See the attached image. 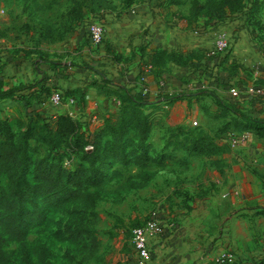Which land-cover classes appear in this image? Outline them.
Wrapping results in <instances>:
<instances>
[{"label": "crops", "instance_id": "obj_1", "mask_svg": "<svg viewBox=\"0 0 264 264\" xmlns=\"http://www.w3.org/2000/svg\"><path fill=\"white\" fill-rule=\"evenodd\" d=\"M138 5L140 6L132 13L114 12L104 15L106 40L101 45H95L90 33H85L84 29L88 27L80 25L77 34L69 42L63 41L64 46H58V42L50 50L51 53H61V48H65L64 51L77 56L76 63L70 60L54 61L57 63L52 64L38 58L34 64H28L23 62L24 55L10 57L8 62L1 63L3 67L0 78L5 87L29 85L45 76L42 84L24 92L32 97V109L54 122L59 115L68 114L69 110L76 113L81 107L82 113L77 115L80 116L78 118L85 129L95 131L105 123L106 117L119 116L122 102L115 90L125 87L132 89L133 93L141 92V72L150 64L153 51L159 48L182 52L189 60L187 67L173 61L155 65L148 75L149 98L157 101L148 109L152 113L154 125L157 117L167 116L165 108L169 111L176 107L178 109L180 105L178 101L172 103L165 100L164 96L168 94L176 91L197 94L201 89H206L225 99L231 95V89H225L226 82H230L232 87H238L236 84L239 82L252 83L264 74V49L260 47L247 20H239V23L236 21L238 14L218 24L220 28H227L232 33L236 31L231 50L211 57L203 46L207 37L203 34L192 35V29L185 19L167 26L163 15L158 14L161 2L149 3L145 0ZM171 41L173 44H168ZM183 41H192L193 47L184 49L180 46L185 44ZM46 62L43 68H37L41 67L39 63ZM86 65L95 70L86 68ZM233 69L237 75L230 80L228 75ZM106 79L110 83L104 82ZM92 80H96L97 85L90 84ZM160 80L166 82L164 87L159 83ZM86 87L87 100L80 107L71 106L67 102L59 107L50 101L51 93L40 94L42 88L66 94L69 90ZM92 95V99L96 98L98 104L90 113L88 105L92 106ZM251 95L248 90H244L238 96L246 109L252 108ZM185 98L190 99L193 109L188 105L184 114L176 118V113H173L171 120L188 122L192 118L189 114H194L195 109L199 110L196 99L211 98L210 103L215 108L203 111L209 118L219 121L221 127L216 136L206 131L204 133L214 138L217 151L212 155L194 156L183 150L184 154L179 155V150L176 151L180 169L189 170L199 160V170L189 174V180L185 179L192 190L191 194L188 192L191 205L173 214L168 213L173 219H167L164 237L154 244L153 255L148 264H216L215 255L225 250L236 251L237 260L241 264H256L263 251L258 249L256 242L264 241V150L261 149L264 138L253 135L246 146L233 149L230 145L231 137L244 131L234 124L225 129V125L236 117L221 114V108L211 96L199 94ZM16 105L19 107V116H25L24 104L17 102ZM6 106L12 111L14 104ZM258 106L262 112L261 117L264 118V107ZM83 116H94V119ZM155 127L151 140L155 136ZM219 135L226 137L220 138ZM169 151L172 148L163 150L164 153ZM172 220L176 223L175 230L170 226ZM246 241L257 247L252 246L254 248L250 251Z\"/></svg>", "mask_w": 264, "mask_h": 264}, {"label": "trees", "instance_id": "obj_2", "mask_svg": "<svg viewBox=\"0 0 264 264\" xmlns=\"http://www.w3.org/2000/svg\"><path fill=\"white\" fill-rule=\"evenodd\" d=\"M144 1L130 4L125 12L132 13L136 6ZM167 1L171 4L170 0ZM260 1L216 0L208 4L201 0H194L188 15H183L181 18L186 20L192 30L211 31L229 17L246 12L247 22L254 28L260 47L264 48V21L257 17ZM73 3L74 6L70 13L74 16L77 27L85 26L87 22L84 12L85 2L75 0ZM172 3L180 4L181 1L172 0ZM116 10L118 11V8L115 12ZM102 12L105 13V8ZM84 30L85 33L89 32L87 28ZM153 53L150 64L141 72L140 85H142L141 79L147 73L146 70L149 75L155 65L173 61L185 67L188 66L189 58L182 52L159 48ZM51 63L56 64L57 62ZM2 67L3 64L0 62V71ZM85 67L95 70L89 65ZM235 75L237 72L233 69L228 78L233 80ZM44 79L45 76L29 85L21 84L6 88L4 81L0 78V101H5V104H0V107L22 102L26 110V115L18 119L19 125L25 127L19 133L14 131L12 119H0V136L3 135V138H0V264H12L10 247L13 244L19 245L25 257H29L31 251L28 236L35 227L45 223L49 205L76 207V219L67 227V233L82 250L95 249L98 246V238L93 224L96 223L98 216V203L102 199V193L106 192L105 187L111 178L125 177L126 172L137 167L141 173L139 177L143 176V185H148L155 178L158 169H165L168 166L166 159L171 158L173 155L171 153L177 150H183L190 156L212 155L217 151L214 138L205 134L202 129L197 133H189L185 138L186 142L166 146L164 150L172 148L170 153L158 150L150 142L155 125L152 113L148 112L149 107L154 106L157 101H151L148 94L133 93L132 89L125 87H120V91L115 90L122 102L119 116L106 117L105 123L95 131L85 129L79 118L69 114H61L53 122L50 118L33 110L32 97L24 94L25 91L42 84ZM104 82L109 81L106 79ZM161 82L163 80L159 83ZM90 84L97 85V81L92 80ZM236 85L240 92L250 87L255 90L264 89V74L252 83L239 82ZM232 88L234 87L230 82L225 83V89ZM57 91L59 90L52 91L42 88L40 94L46 92L52 95ZM87 93L88 88L86 87L69 90L63 94L64 98L75 97L79 99L81 105H84ZM189 93L176 91L164 98L174 103L188 96L199 94L211 96L221 108V114L236 117L231 123L225 125V129L230 124H234L236 128L244 132L249 131L253 135L264 138V118L261 117L262 112L258 106L264 107V95L252 94L250 98L252 108L246 109L242 106L239 97L232 94L228 98L221 99L215 92L206 89H201L197 94ZM36 117L42 121V126H37ZM31 139L47 144L51 151H56L65 141L70 151L83 155L82 160L76 166L69 168L47 160L38 161L34 164V176L30 179L27 176L28 164L24 154L30 148ZM90 146L92 149H89ZM111 166L113 168L116 166L112 172L109 170ZM152 167H157V170H151ZM3 179L7 180V185L3 184ZM40 231L44 232L45 228ZM45 260L44 258L43 261ZM260 263L264 264V259H260ZM132 264H137L135 252Z\"/></svg>", "mask_w": 264, "mask_h": 264}, {"label": "rangeland", "instance_id": "obj_3", "mask_svg": "<svg viewBox=\"0 0 264 264\" xmlns=\"http://www.w3.org/2000/svg\"><path fill=\"white\" fill-rule=\"evenodd\" d=\"M74 1L0 0L1 63L8 62L12 56L18 58L22 55L25 56L23 62H27L28 64H34V62L38 61V58L51 62L71 60L76 63L75 60H78L77 56H72L71 52L64 51L65 48H61V53L54 52V54L50 52L52 47L58 42H60L58 46H64L63 43L69 42V39L78 32L75 18L70 13V10L74 6ZM83 1L85 2V21H88L95 15L114 14L116 8H118L116 12L123 14L130 4L144 0ZM180 1V4H173L172 0L169 1L171 4H168L167 0L160 1L162 3L158 14L163 15L162 17H164L167 26L176 22H183L184 19L181 16L188 15L191 3L194 0ZM201 1L209 4L216 0ZM138 6L140 5H137L136 8ZM259 6L257 17L262 18L264 21V0L260 1ZM103 8H105V13L102 12ZM236 18L238 23L239 20L246 21L248 19L247 14L244 12L238 14ZM85 26L87 27V25ZM218 29H224L223 31L229 33V47L225 50L227 52L231 50L233 34L236 31L232 33L227 28ZM219 31H217V34ZM213 37L212 34L207 36L203 45L204 48L208 49L212 46L215 40H213ZM168 44L173 43L171 41ZM180 46L184 49L193 47L192 41L180 44ZM39 64L41 67L37 68H43L47 62ZM163 82L166 83L164 80ZM92 97L94 95L90 98L92 106L88 105L91 108L90 113L93 112L98 104L97 99H92ZM177 101L180 104L178 109L176 107L168 111L165 108L167 116L157 117L158 120L155 122V136L150 142L158 150H164L166 146H170L173 143L186 142L185 138L189 133H197L201 129L215 136L219 133L221 123L209 118L203 111V109L207 111L209 108H215L214 104L210 103L211 98L196 99L199 110L196 111L195 109L194 114L193 112L191 113L190 116L192 118L188 122H179L177 119L171 120L173 113H176L175 116L177 118L188 110V105L189 107L192 105L190 104V99L184 98L175 102ZM0 104H5V101H0ZM16 104L11 107L12 111L10 107L8 108L5 105L0 107V119H12L14 131L19 133L25 127L18 123V119L21 116H19V107ZM80 105L79 99H77V107H80ZM3 107L5 108L2 109ZM191 108L193 109V106ZM189 111L191 112V110ZM81 113L82 109L80 107V109H77L76 114L80 115ZM83 117L90 118V116ZM92 119H94V116H91L90 120ZM35 120L38 121L37 126H42L41 120L37 117ZM219 137L225 138L226 136L219 135ZM0 138H3V135ZM29 143L30 148L25 152L24 158L28 164L27 176L30 179L34 176V164L38 161L47 160L69 168L76 166L82 160L83 155H77L70 151L65 141L56 151H51L47 144L35 139H31ZM178 152L179 155L184 154L182 150ZM171 154H173L171 155L172 157L166 159V164H169L168 167L164 170L158 169L155 178L148 185H143V176H141L142 178L139 177L141 173L137 167H133L126 172L125 177H110L111 179L105 187L106 192L102 193V199L98 203L96 223L93 224L98 238V246L95 249L91 251L82 250L67 233V227L76 219V207L73 205L60 206L57 204L54 207L49 205L48 217L45 223L35 227L28 236L31 251L29 257H25L19 245L13 244L10 247L12 251V264H132L134 257L132 229L143 223L155 208H164L167 213L173 214L179 209L191 205L188 192L191 194L192 190L185 179L189 180V174L191 175L199 170V160L195 161L196 164L193 168L183 170L178 166L175 156L176 152ZM166 155L170 156L169 154ZM114 168L111 166L109 170L112 172ZM155 168L152 167L151 170H156ZM2 182L4 185L8 183L6 179H3ZM43 228H45V231L41 233L40 230ZM246 242L250 251L257 246L258 249H263L261 259H264V241H257V246L249 241ZM246 242H244L245 245ZM261 243L263 244L261 245ZM44 258L46 259L45 261H43ZM233 264L241 263L236 260ZM256 264H261L260 258Z\"/></svg>", "mask_w": 264, "mask_h": 264}, {"label": "built area", "instance_id": "obj_4", "mask_svg": "<svg viewBox=\"0 0 264 264\" xmlns=\"http://www.w3.org/2000/svg\"><path fill=\"white\" fill-rule=\"evenodd\" d=\"M149 3H159L160 0H146ZM246 13V12H244ZM247 14V13H246ZM105 14L95 15L93 18H90L86 25L89 29L90 38L95 45H101L106 40V27H105ZM219 25H216L213 30H191L190 33L195 36H199L201 34L214 36L213 44L210 48L206 49L210 56H216L225 52V50L229 47V33L227 31H223L218 29ZM220 30V31H219ZM217 31L219 33L217 34ZM252 32L257 39V34L255 33L254 28L252 27ZM217 35V36H216ZM216 36V38H215ZM146 75L141 79L142 88L141 92L143 94H148L150 92V88L147 85L148 79V70H146ZM166 85L164 82H161V86ZM248 93L250 94H261L264 95V89L255 90L253 87L248 89ZM231 94L238 97L240 95V91L238 88H232ZM66 100V101H65ZM50 101L59 107H63L65 102H67L71 106H77V99L75 97H70L65 99L62 91L54 92ZM70 116L78 118L77 114L74 110H69L67 112ZM253 138V134L249 131L243 132L240 134H236L231 137L230 145L233 149H239L248 144V142ZM92 146L89 147L91 149ZM264 150V146L261 147ZM167 219H173V216H169L168 213L164 210V208H155L148 216V218L144 221L142 225H139L132 229V243L134 245L135 257L137 260V264H148L153 255V246L154 244L162 239L165 234V223ZM175 221L172 220L170 226L172 229L175 228ZM175 230V229H174ZM237 253L233 250H225L219 252L214 257V262L217 264H233L237 260Z\"/></svg>", "mask_w": 264, "mask_h": 264}]
</instances>
